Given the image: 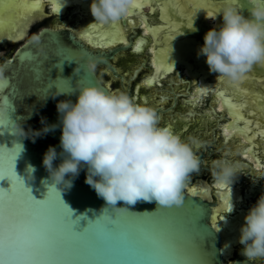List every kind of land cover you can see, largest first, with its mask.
Returning a JSON list of instances; mask_svg holds the SVG:
<instances>
[{"label":"water","instance_id":"95a60500","mask_svg":"<svg viewBox=\"0 0 264 264\" xmlns=\"http://www.w3.org/2000/svg\"><path fill=\"white\" fill-rule=\"evenodd\" d=\"M160 1L164 0H135L137 7H132L128 16L133 14L139 16L143 21L144 33L153 34L156 41L159 40L160 33L173 27L167 30L159 44L154 43L151 46L154 52L153 63L157 69L166 68L170 71L177 65H185L190 55L197 52L195 49H199L198 45L189 39L171 44L173 43V37L170 36L172 30L179 29L178 32L181 33L190 32L188 26L190 18L193 19L192 25L196 22L194 15L204 16L206 19L213 18V15H208V13L215 12L217 7L212 6L207 0ZM91 3L92 0H51L53 10L58 13H65L69 6H76V11H83L80 12L83 20H95L90 11ZM233 3H239L240 7L248 12L249 0L243 4L241 0ZM159 5H161L159 9L162 22L167 23L166 26H152L142 15L148 6H151L152 12H157ZM13 6L14 12L2 17L6 23L5 26H10V34L6 30L8 27L0 26V41L6 43L9 38L16 35L17 30L19 32L15 37L24 38L34 21H42L48 15L45 0H13ZM175 13L183 15L186 21L172 20L171 14ZM95 24L91 25L88 33L83 35L82 38L86 41H93L94 37H97L96 44L110 46L119 39L128 38L121 20L112 23L108 29L100 31L98 28L101 24L97 26ZM198 26L204 28L203 23H199ZM94 32L98 34L94 36ZM161 43H164L163 47L156 50V46ZM112 56V51L101 52L91 48L71 30L43 27L37 34L27 39L4 64L3 68L9 69L10 74L0 78V176L7 173L9 178L5 177L0 180V201L6 195L23 201L39 217L41 225L48 230L70 235L75 226L76 231H83L87 227L89 232L100 234L99 236L93 235L91 240L85 242L89 245L94 244L98 239H104L109 244L114 243L111 237L103 236V232L105 225L115 221V231L123 236L137 238L143 231L164 239L190 240L196 249L195 259L199 261V264H224L223 254L225 253L222 252L221 232L216 222H212L213 217L216 218L218 215L213 216V203L209 199L188 190L189 177L183 191L184 202L179 207L157 206L155 201L138 202L135 205H127L119 201L117 205L110 206L85 183L86 168L81 170L70 189H59L60 186H57L58 189L52 187L53 182L43 165V158L49 146H54L58 153L63 151L60 146L62 123L57 111V103L60 100H71L75 103L79 95L78 89L83 87L96 86L113 93L110 86L98 76L95 67L94 70H89L90 64L95 66L105 64L115 70L109 60ZM251 73L252 77L247 74L246 79L239 83L226 82L230 87H239L234 96L246 98L247 103L243 106L242 103L233 102V96L222 97L226 95L225 90L218 93L219 107L227 108L230 115L223 130L226 141L233 136H240L244 143L254 141L260 136L264 137V130L253 133L254 128L259 129L264 126L263 105L260 106L262 116L257 119L255 127H252L255 112L250 110L251 114L248 116L244 112L248 103H251L254 109L264 103V99L256 98L260 88L264 91V78L260 80L255 69H252ZM197 75L194 76L197 77ZM207 77L208 75L201 77L202 84L197 89V93H200V89L206 88L207 90L212 86L204 85ZM223 80L221 79L220 82ZM74 91H76L75 94L70 95ZM59 93L65 94L52 97ZM226 100L228 104L225 103ZM30 115L31 117L24 123ZM42 117L46 118L47 125L57 127L38 137L35 142L30 138L25 139L13 134L17 124H23L26 131L29 127L34 130L42 129L45 126L41 123ZM250 117L253 119H249ZM244 155L254 159L252 145L247 147ZM62 159L63 157L58 156L54 161V166H58ZM14 160L15 170L12 167ZM30 167L35 171L30 172ZM230 207L231 210L234 209L233 206ZM65 217H71L70 222L65 223ZM240 223L242 224V218L236 220L228 235H240L242 227ZM226 224L229 227L232 225L227 220ZM236 239L239 240V238ZM233 246L234 244L231 243L230 249L233 250ZM166 254V252L162 253V255ZM0 264L3 262L0 261ZM162 264H167V262H162ZM235 264L253 263L247 259H241Z\"/></svg>","mask_w":264,"mask_h":264},{"label":"clouds","instance_id":"9594fccd","mask_svg":"<svg viewBox=\"0 0 264 264\" xmlns=\"http://www.w3.org/2000/svg\"><path fill=\"white\" fill-rule=\"evenodd\" d=\"M134 3L135 0H92L90 11L95 23H115L129 15ZM249 3L250 15L245 17L233 0H225L218 13L223 17L222 26L219 30L210 29L197 51L198 57H206L210 72L219 74L218 80L239 83L254 66H264V0ZM94 67L90 64L89 70ZM78 90L75 103H57L63 151L58 153L49 146L43 158L52 187L70 189L86 168L85 183L110 206L119 201L127 205L155 201L157 206H181L186 180L201 166L192 145L170 128L160 127L155 109L134 103L124 93H109L96 86ZM62 94L65 93L52 97ZM45 119L41 118L45 126L40 130L29 127L26 131L23 124H17L13 134L35 142L57 127L47 125ZM58 156L63 157L62 162L54 166ZM236 168L233 162L220 159L214 162L212 175L221 183L232 184L237 177ZM29 170L35 171L32 167ZM240 233L241 254L248 261L264 259V194L249 209Z\"/></svg>","mask_w":264,"mask_h":264},{"label":"flooded vegetation","instance_id":"af4514ba","mask_svg":"<svg viewBox=\"0 0 264 264\" xmlns=\"http://www.w3.org/2000/svg\"><path fill=\"white\" fill-rule=\"evenodd\" d=\"M12 1L0 0V26L8 27L6 30L9 34L10 26H5L6 23H4L2 17L14 12L12 9L15 8L12 7ZM160 2H165V0ZM207 2L217 7V10L212 14L215 19H206L204 16L194 15L196 16V22L192 25V29H196V31L190 28V32L185 31L184 33L178 32L179 29L172 30L170 36L173 37V43L171 44L189 39L200 48L204 44L205 34L210 29L216 28L219 30L223 24V17L222 14H218L220 12L218 8L224 7L225 2L223 0H207ZM45 3L48 15L42 21H34L24 38H21V36L15 37L19 32L17 30L16 35L9 38L7 43L0 41V69H3V76L10 74L9 69L3 68L4 64L27 39L37 34L43 27L71 30L91 48L101 52L112 51L113 56L109 60L115 70L105 64H98L95 66L98 76L110 86L113 93H124L132 98L134 103L155 109L159 116L160 127L170 128L182 141L192 145L193 152L201 160V166L198 172L189 175L188 190H194L192 192L209 199L213 203V216L217 214L222 217V219L213 217L212 222H216L221 232L222 252L225 253L223 254L224 264H235L238 260L247 259L241 254L243 245L236 239L240 235H228V233L237 219L242 218V224H240L242 226L245 224V216L248 214L249 209L264 194V137L260 136V138L246 143L242 141L240 136H233L229 140H225L223 130L225 123L230 119V115L227 108L221 109L219 107L218 93L225 90L226 95L222 97L230 98L233 96V102L242 103L243 106L247 103L246 98L242 99L234 96L239 87L228 86L225 79L220 82L221 79L218 80L219 74L210 72L206 57H198L197 52L190 55L187 62L184 63L185 65H177L170 71L166 68L158 70L153 63L152 56L154 52L151 46L154 43L159 44L167 30L173 29V27L160 33V38L156 41L153 34L144 33L143 21L139 16L133 14L128 16L127 19L125 17L121 19V24L125 28L128 38L119 39L110 46H103L102 44H96L97 37H94L93 41H86L82 38L84 34L88 33L90 26L95 23V20H83L81 18L83 15L80 13L83 11H76V6H69L65 13H58L53 10L51 0H45ZM234 6L239 8L245 17L250 15L240 7L239 3H234ZM159 8L161 9V5H159L157 12H152L151 6H148L143 11L142 15L148 24L152 26L167 25V23L162 22ZM171 19H176L177 22L180 20L181 22L186 21V18L181 14L179 15V13L177 15L176 13L171 14ZM190 20L193 24V19L190 18ZM199 23H203L204 28L199 27ZM95 25L97 26L99 23ZM110 25L112 23L101 24L98 29L99 31L105 30ZM96 34L98 32H94V36ZM163 45L164 43H161L156 46V50L163 47ZM195 51L198 50L195 49ZM253 69H255L260 80L264 78V66L257 65ZM194 75H197V77ZM207 75L204 85L210 84L212 86L208 87L207 90H205L206 88L200 89V93H197V89L202 84L201 77ZM250 75H252L251 71L248 76L252 77ZM3 76L0 78H3ZM258 94L257 97L253 96L257 99H264L262 88L259 89ZM253 98L251 99L253 100ZM261 105L264 109V103L260 104L259 107L255 106L257 109H254L252 108L254 106L248 103L244 110L246 116L251 114L250 110L255 112L252 127L257 125V119L262 116ZM249 119L253 118L250 117ZM258 130L263 131L264 126L259 129L254 128L253 133ZM250 145L253 146L254 159L244 155ZM220 159L229 160L237 165V177L232 184L221 183L212 175L214 162ZM226 203L233 206L234 209L231 210V207H227ZM226 220L232 224L230 227L226 224ZM233 236L235 237L233 238ZM231 243L234 244L233 250L230 249ZM250 262L264 264V259L257 258Z\"/></svg>","mask_w":264,"mask_h":264},{"label":"snow or ice","instance_id":"6c2138e0","mask_svg":"<svg viewBox=\"0 0 264 264\" xmlns=\"http://www.w3.org/2000/svg\"><path fill=\"white\" fill-rule=\"evenodd\" d=\"M246 2L241 0L242 4ZM136 7L134 3L133 8ZM188 26L192 29L191 21ZM5 177L9 178L7 173L0 176V180ZM226 206L230 208L227 203ZM70 220L71 217L64 218L65 223ZM115 228L112 221L105 225L103 232V236L111 237L114 243L98 239L89 245L85 242L100 234L89 232L87 227L76 231L75 226L70 235L48 230L23 201L6 195L0 201V261L3 264H199L190 240L164 239L143 231L139 237L130 238L119 234ZM165 252L167 254L162 255Z\"/></svg>","mask_w":264,"mask_h":264}]
</instances>
